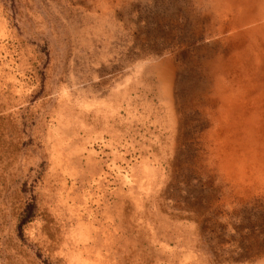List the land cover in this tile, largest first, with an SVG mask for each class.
Masks as SVG:
<instances>
[{
    "label": "rangeland",
    "instance_id": "1",
    "mask_svg": "<svg viewBox=\"0 0 264 264\" xmlns=\"http://www.w3.org/2000/svg\"><path fill=\"white\" fill-rule=\"evenodd\" d=\"M0 264H264V0H0Z\"/></svg>",
    "mask_w": 264,
    "mask_h": 264
}]
</instances>
